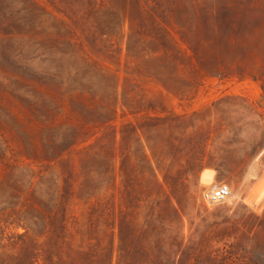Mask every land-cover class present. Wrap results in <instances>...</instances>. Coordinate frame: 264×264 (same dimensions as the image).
<instances>
[{
  "label": "rangeland",
  "instance_id": "374dc122",
  "mask_svg": "<svg viewBox=\"0 0 264 264\" xmlns=\"http://www.w3.org/2000/svg\"><path fill=\"white\" fill-rule=\"evenodd\" d=\"M181 262L264 264V0H0V264Z\"/></svg>",
  "mask_w": 264,
  "mask_h": 264
},
{
  "label": "built area",
  "instance_id": "2783aa9c",
  "mask_svg": "<svg viewBox=\"0 0 264 264\" xmlns=\"http://www.w3.org/2000/svg\"><path fill=\"white\" fill-rule=\"evenodd\" d=\"M231 194V189L228 184L220 183L217 186L207 189L203 192V199L210 203L223 202Z\"/></svg>",
  "mask_w": 264,
  "mask_h": 264
},
{
  "label": "trees",
  "instance_id": "16d2710c",
  "mask_svg": "<svg viewBox=\"0 0 264 264\" xmlns=\"http://www.w3.org/2000/svg\"><path fill=\"white\" fill-rule=\"evenodd\" d=\"M174 240H177V238L175 237ZM187 259H189V255H188V254H185V256H184V262H185ZM195 260H196V259H195ZM184 262H181L180 264H183ZM196 262H197V261H196ZM197 264H199V263H197Z\"/></svg>",
  "mask_w": 264,
  "mask_h": 264
}]
</instances>
